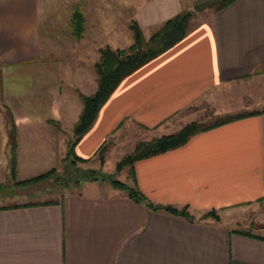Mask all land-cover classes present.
<instances>
[{"label":"crops","instance_id":"crops-1","mask_svg":"<svg viewBox=\"0 0 264 264\" xmlns=\"http://www.w3.org/2000/svg\"><path fill=\"white\" fill-rule=\"evenodd\" d=\"M202 1L76 0L82 39L62 61L42 56L38 0H0V109L15 127L16 176L34 166L49 170L65 156L82 109L77 95L95 90L97 50L122 49L123 23L136 22L145 38V30ZM218 93L258 113L133 164L146 200L185 207L192 220L85 183L89 191L54 205L0 210V264H264V0H235L198 19L118 84L73 151L90 158L132 127V144L172 134L189 108ZM8 149L1 127L0 167ZM12 205L19 204L0 207ZM210 210L218 221L200 218Z\"/></svg>","mask_w":264,"mask_h":264},{"label":"trees","instance_id":"trees-1","mask_svg":"<svg viewBox=\"0 0 264 264\" xmlns=\"http://www.w3.org/2000/svg\"><path fill=\"white\" fill-rule=\"evenodd\" d=\"M235 0H204L198 2L194 7L196 10H200L204 7L213 6L211 11L218 12ZM191 13L183 10L174 17L166 20L160 24L147 40H144L141 30L136 22H129L127 29L131 34L132 43L125 49H111L108 46H104L97 50L98 59L93 64L92 68L96 76L95 90L90 95L78 94L77 97L82 105L81 112L78 116L77 122L72 128V139L67 145V151L63 160L70 159L68 164L70 167H76L77 163H86L87 159H80L74 154V146L80 140V138L90 129L92 126L97 112L101 105L110 97L114 92L118 84L127 76L141 68L146 63L150 62L154 58L158 57L174 44L179 42L188 33L191 28ZM71 35L75 40H80L83 33V20L81 15L74 12L70 19ZM258 112H250L244 114H238L234 116H228L218 118L210 124H202L196 121H191L182 126L176 132L164 135L159 138H153L147 142L138 143L133 152L127 156H124L115 165V171H121L122 168H128V176L131 181V186L111 179L106 175L102 177L97 176L94 171H81L82 176L80 179L73 178L67 172L65 176H59L55 171V168H51L37 176L28 178L22 181H15V155H16V132L13 121L9 114V124L6 129L7 141H8V154H9V174L12 185L15 187H29L37 185L43 182L53 179L54 184L60 185L67 189L69 181L74 180V186L81 185L82 182H97L108 181L111 188L121 191L124 195L133 201L134 203L144 205L148 210L153 212H162L172 216L182 217L186 220H192L188 214L186 208L176 209L171 206L156 205L146 200L138 191L135 182V176L133 172V164L139 160L153 157L164 152L179 148L183 146L190 137L195 134L205 132L212 128L218 127L228 122L235 121L250 115L257 114ZM105 149V146L101 144L97 149L99 163H102L101 155ZM76 171H79L78 169ZM59 201H43L35 203H24L19 205H12L8 207H0V210L16 207H30V206H47L57 204ZM201 219L211 218L214 221H218V217L213 210H210L201 215Z\"/></svg>","mask_w":264,"mask_h":264},{"label":"rangeland","instance_id":"rangeland-1","mask_svg":"<svg viewBox=\"0 0 264 264\" xmlns=\"http://www.w3.org/2000/svg\"><path fill=\"white\" fill-rule=\"evenodd\" d=\"M76 0H38L39 5L43 8L44 13L40 16L39 23V34L41 39L42 56L44 59H60L66 61L69 55L74 52L75 45L73 41L77 42L71 35L70 19L74 11ZM212 5L204 7L200 10H196L195 7H185V11L191 13V25L194 24L198 19L208 14ZM78 12V10L76 9ZM82 18V17H81ZM83 19V18H82ZM129 23H123L121 29L117 30V35L122 40V49L127 48L131 45L132 39L129 30L127 29ZM84 30V23H83ZM153 29L144 31V40L149 38V35L153 33ZM82 37L80 38V40ZM112 49V48H111ZM114 50V49H113ZM120 50V49H119ZM64 80V79H63ZM62 89H66L65 81L62 83ZM217 99L204 100L196 104L194 107L189 108L186 112L188 116L179 118L178 122L173 123L172 129H179L184 126L183 121H196L202 124H210L218 118L234 116L238 114L247 113L246 107L241 100L235 99L233 96L217 94ZM253 107L260 108L257 101L252 104ZM183 120V121H182ZM9 119L0 109V128H4L5 136L7 139L6 129L8 128ZM187 124V123H186ZM178 129V130H179ZM137 129L135 127L129 128L127 132L119 135L115 138L114 143L112 140H107L103 143L105 149L101 155L102 163H99L97 154V148L93 156L87 158L86 163H77L76 167H70L68 162L70 159L63 160L65 156L58 160L54 165L55 171L59 176H65L64 172L72 175L73 178L80 179L82 176L81 171H94L97 176L102 177L106 175L111 179L126 183L131 186V181L128 176V168H122L121 171H115V165L124 156H127L133 152L134 147L139 143L132 144V136ZM164 136V135H163ZM161 137V136H160ZM159 138V137H156ZM153 139V138H152ZM71 140L67 142L69 144ZM140 141V140H139ZM8 143V141H7ZM141 143V142H140ZM48 168H45L47 170ZM51 169V168H50ZM79 171H76V170ZM32 172L27 176H16L15 166V181H22L28 178L37 176L44 172L41 167L34 166L31 168ZM13 180L9 174V160L6 154V160L0 167V204H24V203H35L43 201H60L64 195L83 193L89 191L90 187L82 182L79 186H74V180L69 181L67 189H62L60 185H56L51 178L49 181L32 185L29 187H15L12 185ZM95 183H104L109 187L108 181H97ZM239 230H243L244 227H237ZM260 232V231H259ZM264 235V234H263Z\"/></svg>","mask_w":264,"mask_h":264}]
</instances>
